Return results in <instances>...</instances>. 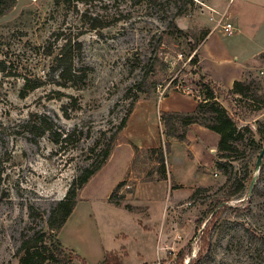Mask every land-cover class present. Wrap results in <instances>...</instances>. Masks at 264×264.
Segmentation results:
<instances>
[{
	"label": "rangeland",
	"instance_id": "374dc122",
	"mask_svg": "<svg viewBox=\"0 0 264 264\" xmlns=\"http://www.w3.org/2000/svg\"><path fill=\"white\" fill-rule=\"evenodd\" d=\"M213 1L0 0L2 8L11 5L0 16V264H18L22 240L46 230L52 210L112 137L111 154L78 191L73 216L89 209L84 216L96 218L103 243L121 233L123 264H264L260 102L215 83L218 100L255 142L236 159L222 160L227 174L215 164L217 133L195 129L189 141L187 133L178 141L166 137L159 119L158 108L188 110L203 99L194 83L198 64L190 63L196 50L190 55L189 47L210 25L221 28ZM256 13L240 16L239 27L254 22ZM68 40L77 45L76 75L58 85L48 54ZM262 69L264 62L244 79L258 94L264 93ZM166 140L162 172L156 150ZM239 180L244 187L237 194ZM162 228L168 237L164 245L160 235L156 249Z\"/></svg>",
	"mask_w": 264,
	"mask_h": 264
},
{
	"label": "trees",
	"instance_id": "16d2710c",
	"mask_svg": "<svg viewBox=\"0 0 264 264\" xmlns=\"http://www.w3.org/2000/svg\"><path fill=\"white\" fill-rule=\"evenodd\" d=\"M15 1V0H14ZM191 1V0H189ZM0 6V16L5 14L10 8H2ZM181 14V10L177 11V15ZM92 21L97 22V18H92ZM170 25L176 29L179 35H184V32L178 29L173 21ZM98 24H92V28L97 27ZM197 42L194 45H190L189 54L191 55L197 47ZM77 45L72 44L70 40L61 45L60 49L56 53H49L48 56L52 57L51 70L57 77L58 85H61L60 80H64L67 83H72L75 77V69L72 66V52L76 49ZM190 63L196 65L198 63V56L194 53L190 58ZM194 73L198 78L194 82L200 86V92L203 95V99L197 101V105L192 112L183 111H161L160 123L163 127V132L167 138H174L178 141L186 140V133L188 128L192 124H198L218 134L219 139L217 143V155L216 168L223 174H227L223 159H236L238 155L242 153V147L247 144H254L253 135L251 129L247 126L239 128L238 123L234 116L224 107L218 100L217 91L220 88L210 79L203 75L199 68H196ZM59 79V80H58ZM59 81V82H58ZM253 83L242 81H234L232 87L228 90L230 94L237 95L238 97H250L252 101H259L260 104L256 108L261 110L264 108V93L258 94L256 90L251 91L250 87ZM27 85V82L26 84ZM66 85V84H63ZM139 87V86H138ZM139 91L144 92L143 88ZM127 121V116L122 118L118 130H121ZM49 128L47 130L49 133ZM247 132V135L245 133ZM257 133L261 140H264V128L261 126L257 129ZM70 134H66L64 140L68 139ZM115 137L111 138V141L102 148L100 158L97 163L91 168L87 169L81 176L76 187L70 186L67 193L61 199L56 207L52 210L46 223V230L39 232L33 236L27 237L22 240L19 248L15 252V257L18 259V264H73L74 260H79L81 264H86L85 261L75 254L72 250L65 247L58 239L57 234L66 222L68 216L72 213L77 199L78 191L84 186V184L90 179L95 172H97L109 158ZM170 142L166 140L164 142V148H157L159 169L163 172V157L164 152H169ZM160 174V172H159ZM121 184H118L116 189H119ZM244 187L241 180L238 181L237 190L235 193H240ZM117 191V190H116ZM112 197V196H111ZM116 206H119V202L111 200ZM100 264H123L119 253L108 251L104 254V259Z\"/></svg>",
	"mask_w": 264,
	"mask_h": 264
},
{
	"label": "crops",
	"instance_id": "0c3cea01",
	"mask_svg": "<svg viewBox=\"0 0 264 264\" xmlns=\"http://www.w3.org/2000/svg\"><path fill=\"white\" fill-rule=\"evenodd\" d=\"M233 2H236L235 6H233ZM213 4L220 15L226 14L225 19L234 23L235 31L231 35H225L221 28L210 25V30L207 31L195 49V53L198 56L197 64L200 72L206 78L223 88H230L234 81L244 80L250 70L264 62V0H214ZM250 10L257 12L255 21L248 26L242 24V28H240L238 24L239 17L244 16L243 14H247ZM218 34H220V37L217 36ZM193 101L191 109L181 111H194L197 101L195 99ZM174 109L162 110L158 108V112L180 111ZM195 129L205 131L203 126L198 124L190 125L187 131V141H189V133ZM214 146L217 145H212V147ZM77 207L78 204L76 202L72 213L57 234L61 243L65 247L80 253L81 256L83 255L89 264H100L104 259L105 252L108 251L118 252L122 256L124 254V244L119 238L121 233H114L113 236H110L103 243L101 236H99L96 218L84 216V213L89 212V209L85 211L84 208L78 212L80 213L79 216H73L77 212ZM160 235L165 245V237H168L166 228H162L156 235V249L160 248V243H158ZM79 245L82 248H79ZM134 246L135 244L132 249L139 256L142 250L140 247L136 250ZM125 258H122L123 263H126Z\"/></svg>",
	"mask_w": 264,
	"mask_h": 264
},
{
	"label": "built area",
	"instance_id": "2783aa9c",
	"mask_svg": "<svg viewBox=\"0 0 264 264\" xmlns=\"http://www.w3.org/2000/svg\"><path fill=\"white\" fill-rule=\"evenodd\" d=\"M224 18H225V14H221L220 20H219V24L221 26V30H222L223 34H225V35H231L235 31V25H234V23L232 21L226 20ZM222 19H224V22L223 23H220ZM263 70L264 69H262V71ZM184 89L187 90L186 93H189L190 92V90H189L190 88L189 87L184 88Z\"/></svg>",
	"mask_w": 264,
	"mask_h": 264
},
{
	"label": "water",
	"instance_id": "95a60500",
	"mask_svg": "<svg viewBox=\"0 0 264 264\" xmlns=\"http://www.w3.org/2000/svg\"><path fill=\"white\" fill-rule=\"evenodd\" d=\"M263 154H264V146H263V148L261 149V151H260V153H259V155H258V158H257V164H260V161H261V159H262ZM255 179H256V176L254 175V176L252 177V179H251L250 184H249L248 192H247V196H249V194H250V192H251V190H252V187H253V185H254V183H255Z\"/></svg>",
	"mask_w": 264,
	"mask_h": 264
}]
</instances>
